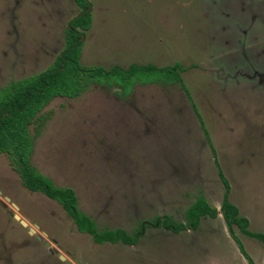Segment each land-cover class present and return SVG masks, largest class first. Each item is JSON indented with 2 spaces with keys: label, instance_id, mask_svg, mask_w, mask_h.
Returning <instances> with one entry per match:
<instances>
[{
  "label": "rangeland",
  "instance_id": "obj_1",
  "mask_svg": "<svg viewBox=\"0 0 264 264\" xmlns=\"http://www.w3.org/2000/svg\"><path fill=\"white\" fill-rule=\"evenodd\" d=\"M19 1L0 0V90L48 69L64 46V21L78 14L68 0L59 12L49 0ZM89 1L93 25L85 33L83 66L180 63L188 69L183 79L193 100L179 86L158 85H137L128 99L107 86H92L74 99L56 98L41 113L47 118L41 136L35 137L38 122L30 127L33 165L56 186L73 189L80 210L101 231L132 234L141 222L163 215L186 222L187 209L207 189L203 184L221 192L207 142L194 134L193 103L224 162L233 201L251 229L264 233V104L237 101L233 87L224 97L212 73L235 62L254 70L249 77H262L255 63L264 65V0ZM46 32L52 34L48 43ZM227 72L234 79L248 77L241 70ZM243 119H249L247 127ZM141 147L153 148V155ZM247 149L262 152L241 156ZM0 190V264H67L54 248L73 264H249L233 247L222 218L205 219L196 232L150 230L136 246L98 244L78 231L61 204L29 191L4 154ZM31 228L51 248L30 235ZM240 238L253 261L264 264V243Z\"/></svg>",
  "mask_w": 264,
  "mask_h": 264
},
{
  "label": "trees",
  "instance_id": "obj_2",
  "mask_svg": "<svg viewBox=\"0 0 264 264\" xmlns=\"http://www.w3.org/2000/svg\"><path fill=\"white\" fill-rule=\"evenodd\" d=\"M82 7V12L68 23L64 51L55 63L46 71L33 77L16 81L0 91V154L7 156L13 170L20 176L23 185L31 192L41 193L57 201L75 222L80 233L90 235L98 244H125L136 246L143 239L148 229H165L173 233L197 230L205 217L218 218L222 215L228 232L236 242L249 264H256L246 253L242 241L236 236L238 228L243 234L264 243V235L250 231V222L241 216L240 210L230 199V184L220 168L214 145L205 127L203 118L195 104L196 113L202 130L214 155L220 178L225 186V195L220 209L212 207L205 198L199 197L186 212V222L176 221L173 217H158L153 221L141 222L134 233L123 229L101 231L96 221L83 213L79 200L71 188H60L33 165L32 157L35 138L30 127H35V137L42 134L47 118L43 110L56 98H78L93 85L120 88L123 95L129 96L136 84L175 85L182 88L189 100L192 95L184 83L183 73L186 68L176 63L159 68L155 65H132L128 69L115 66L110 70L103 67H85L81 63L85 32L92 27L91 4L87 0H75Z\"/></svg>",
  "mask_w": 264,
  "mask_h": 264
},
{
  "label": "crops",
  "instance_id": "obj_3",
  "mask_svg": "<svg viewBox=\"0 0 264 264\" xmlns=\"http://www.w3.org/2000/svg\"><path fill=\"white\" fill-rule=\"evenodd\" d=\"M64 1H66V0H56V1H54V0H49V2L50 3H53L52 5H51V8L54 10V11H56V12H59V11H62V9H64V6H65V2ZM70 3H72L73 4V6L74 7H76V3H75V0H68ZM22 2V0H20L19 1V3H21ZM19 5V4H18ZM78 12V11H77ZM76 12V13H77ZM65 20V19H64ZM67 21V19L64 21V25H63V27L61 28V30H60V33H61V36H62V38L64 39V46L60 49V50H58V51H56L54 54H53V59H52V63H53V61L55 60V58H56V56L59 54V53H61L63 50H64V48H65V44H66V42H65V39H66V29H67V26H68V23L66 22ZM66 23H67V25H66ZM14 25H15V28H16V26H17V22L15 21L14 22ZM92 25H93V23H92ZM45 26V24L43 23V27ZM89 31V30H88ZM87 31V32H88ZM51 36H52V34H48L47 32L44 34V37H42V38H45V42L46 43H48V39H50L51 38ZM116 66H121V67H124V66H122V65H119V63H117V64H115ZM114 65V66H115ZM143 65V64H142ZM146 65H149V64H146ZM152 65H155V66H157V67H159V68H163V66H159L158 64H155V63H153ZM235 65H236V63L234 62V66L233 67H230V68H228L227 70H231V72H232V74H233V72H234V70H241V74L242 75H246V76H248L247 74H249V73H251V74H253L254 73V70H248L246 67H244V70H243V67H241L240 66V64H238L236 67H235ZM131 66V65H130ZM164 67H167V66H164ZM235 67V68H234ZM255 69L256 70H264V65H258L257 63H255ZM187 70L188 69H186V71L183 73V75L187 72ZM227 70H222L221 69V67H217L214 71L212 70V73H215L216 72V75H217V81H219V82H221L222 83V87H223V89H222V91H223V96L225 97V96H228V95H226L225 94V89H228V88H232L233 87V90L235 91H237V93L238 94H240V98H238V100L237 101H239L240 100V102L242 101L243 103H245V101H247V100H250L251 102V104H253L255 101H257V102H259V103H261L262 101L264 102V74L262 75V77H260V79H257V78H255V77H244V78H240V77H238V78H236V79H234L232 76H229V74H228V72H227ZM255 70V71H256ZM221 75H224V77L222 78V79H220L218 76H221ZM183 78H184V76H183ZM150 85H158V84H150ZM142 86H148V85H142ZM158 86H160V87H171V86H175V85H170V86H165V85H158ZM180 88V87H179ZM181 90H182V88H180ZM133 91V90H132ZM183 91V90H182ZM190 91V90H189ZM246 91H248V94L246 93ZM184 92V91H183ZM249 92H252V94H250ZM185 93V92H184ZM131 95V94H130ZM129 95V96H130ZM185 95H186V93H185ZM192 95V94H191ZM129 96H126V98L128 99V97ZM261 96L263 97V99L261 98ZM125 97V96H124ZM186 97H187V99H188V102L190 103V100H189V98H188V96L186 95ZM257 97H260V98H257ZM261 103L260 105H263L264 103ZM196 105V104H195ZM190 107L192 108V105L190 104ZM197 107V106H196ZM199 110V109H198ZM192 112L194 113V118H195V121L197 122V126H196V128H194V134H197L198 135V137H200L204 142L206 141L207 142V146H208V149H209V153H210V155H211V157L213 158V160H212V162H213V164H214V171L217 173V177L215 178L216 179V182H214V183H216V184H219L220 186H221V192L219 193V190L217 191V193H215V191L214 190H212L211 189V186L210 185H208L207 183L206 184H203V187H205L206 186V191L205 190H200V193H199V195L196 197V200L199 198V197H203V198H205L206 199V201L212 206V207H214V206H216L215 208H217V209H220L221 208V206H222V203H223V200H224V195H225V186H224V184H223V182H222V180H221V178H220V175H219V172H218V169H217V166H216V162H215V159H214V155H213V152H212V150H211V148H210V145H209V143H208V140H207V138H206V135H205V133H204V131L202 130V126H201V124H200V121H199V119H198V117H197V115H196V113L194 112V110H193V108H192ZM199 113H200V111H199ZM201 114V113H200ZM201 116H202V114H201ZM202 118H203V116H202ZM203 121H204V119H203ZM249 121V119H243L242 120V123L247 127V124L246 123H249L248 122ZM204 124H205V121H204ZM205 127H206V124H205ZM170 129H171V127H170ZM206 129H207V127H206ZM250 129V128H249ZM175 130H177V128H176V126L173 128V131H175ZM207 131H208V129H207ZM248 132V134L250 135V134H252V130H249V131H247ZM208 133H209V131H208ZM209 135H210V133H209ZM255 135V134H254ZM256 136H257V134H256ZM174 137L176 138V139H178L179 137H178V135L176 136V135H174ZM254 138H256V137H254ZM179 139H183V138H179ZM201 140V141H202ZM154 141V140H153ZM152 141V142H153ZM155 143V142H154ZM180 142H176V145H178ZM213 144V143H212ZM214 145V144H213ZM248 145H249V142H248ZM214 147H215V145H214ZM249 147V146H248ZM136 149V148H135ZM141 149H143V150H146L147 149V151L148 150H151L150 151V154H152L153 153V148H151V147H148V148H146V147H141ZM215 150H216V154H217V159H218V162H219V165H220V168L222 169V171H223V173H224V176L226 177V179L228 180V182H229V184H230V181H229V175H228V173L226 172V169H225V167H224V162L222 161V158L219 156V154H218V151H217V149H216V147H215ZM248 151H245L244 153H242V154H240L241 156H244V155H248V154H256V153H258V152H262V151H257V152H252V151H250V149H247ZM175 151H176V148H175ZM250 152V153H249ZM153 155V154H152ZM239 155V156H240ZM178 170H180V169H177V171ZM181 171H183V170H181ZM197 175H198V173H197ZM196 176V175H195ZM198 178H200V176L198 175ZM207 181V180H206ZM208 182V181H207ZM209 183V182H208ZM198 188L200 187H202V183L200 182L198 185ZM230 187H231V190H230V194H229V199H230V201L234 204V205H236L237 207H238V209L240 210V214H241V216H243V217H245V218H247L248 220H249V222H250V219L246 216V214H245V212L244 211H242L241 210V208L238 206V204L237 203H235L234 201H233V198H232V196H233V194H232V187L233 186H231V184H230ZM198 188H196V189H198ZM204 192L206 193L205 194V196L203 195L204 194ZM212 198V199H211ZM195 200V201H196ZM194 201V202H195ZM193 202V203H194ZM192 203V204H193ZM191 204V205H192ZM191 205L189 206V207H191ZM189 209V208H188ZM187 209V210H188ZM187 212V211H186ZM165 216H170V217H173V216H171V215H163V216H158V217H165ZM157 217V218H158ZM208 218H210V217H205V218H203L202 219V222H201V224H200V227L197 229V230H190V231H186V232H182V233H187V232H196V231H198L202 226H203V223H204V220L205 219H208ZM219 218H222L223 219V217H222V215H219L218 216V218H216V219H219ZM210 219H213V220H215L214 218H210ZM223 221H224V219H223ZM184 223V222H183ZM137 228H138V226H137ZM136 228V229H137ZM252 228V225H251V222H250V227H249V229H251ZM238 229V228H237ZM237 229H235V232H236V236L238 237V235H239V239L240 240H242L241 238H240V236L241 237H244L245 239L246 238H248V236H246L245 234H243L239 229H238V232H237ZM150 230H155V229H149L148 230V232L150 231ZM250 231H252V232H254V233H258V234H263L264 235V233H261V232H256V231H254L253 229H251ZM148 232H147V234H148ZM173 233V232H172ZM146 234V235H147ZM179 234H181V233H179ZM230 236V235H229ZM231 237V236H230ZM227 238H229L228 236H227ZM250 238V237H249ZM144 239V238H143ZM229 239H232V237L231 238H229ZM252 239H255V238H252ZM258 240V239H257ZM230 241V240H229ZM260 241V240H259ZM231 242V241H230ZM235 242V241H234ZM262 242V241H261ZM232 243V242H231ZM243 243V242H242ZM263 243V242H262ZM232 245H233V247H237L238 248V246H237V244L236 243H232ZM244 247H245V245H244ZM234 248V249H235ZM239 249V248H238ZM245 249H246V247H245ZM239 254L241 255V252H240V250H239Z\"/></svg>",
  "mask_w": 264,
  "mask_h": 264
},
{
  "label": "flooded vegetation",
  "instance_id": "obj_4",
  "mask_svg": "<svg viewBox=\"0 0 264 264\" xmlns=\"http://www.w3.org/2000/svg\"><path fill=\"white\" fill-rule=\"evenodd\" d=\"M87 1L90 3L89 0H87ZM75 3H76L77 11H78V12H77L78 14H77L76 16H78V15L82 12V7L79 6V4H78L76 1H75ZM90 4H91V3H90ZM17 5H18V4L16 3V6H17ZM90 11H91V13H92V5H91V10H90ZM76 16H74L72 19H74ZM72 19H71V20H72ZM71 20H70V21H71ZM92 22H93V21H92ZM67 27H68V26H67ZM90 29H91V28H90ZM90 29H89V30H90ZM86 32H87V31H86ZM86 32H85V33H86ZM83 38H84L83 40H85V37H83ZM63 51H64V50H63ZM63 51H62V52H63ZM82 51H83V49H82ZM62 52H61V53H62ZM61 53H59V54L56 56L55 60H54L53 63L51 64V66L55 63L57 57H58ZM81 55H82V54H81ZM132 65H135V64H132ZM132 65H131V66H132ZM138 65H142V64H138ZM51 66H50V67H51ZM115 66H116V65H115ZM115 66H112V67H110V68H106V67H103V66H93V67H103V68H105V69H107V70H110V69H112V68L115 67ZM131 66H129V67H131ZM50 67H49V68H50ZM119 67H121V66H119ZM129 67H126V68H125V67H121V68L128 69ZM49 68H48V69H49ZM46 70H47V69H46ZM46 70H45V71H46ZM42 72H44V71H42ZM42 72H40V73H42ZM40 73H38V74H40ZM38 74H35V75H38ZM35 75H32V76L26 77V78H24V79H27V78L33 77V76H35ZM24 79H21V80H24ZM21 80H20V81H21ZM18 81H19V80H18ZM15 82H16V81H15ZM13 83H14V82H13ZM11 84H12V83H11ZM11 84H9V85H11ZM9 85H8V86H9ZM137 85H141V84H136L135 86H137ZM93 86H96V85H93ZM135 86H134V87H135ZM6 87H7V86H6ZM6 87H4V88H6ZM134 87H133V89H134ZM4 88H2V89H4ZM115 88H116V87H115ZM2 89H1V90H2ZM117 89H120V88H117ZM1 90H0V91H1ZM120 90H121V89H120ZM121 93H122V95H123L122 90H121ZM124 96H125V95H124ZM1 192H2V191H1ZM2 194H3V192H2ZM2 194H1V195H2ZM9 215H10V214H9ZM11 215L14 216V217H12V218H14L16 221L20 222L19 220L16 219V217H15L16 215H14L13 213H11ZM20 224H21L22 228H28V227L23 226L21 222H20ZM31 229H32V228H31ZM31 229H29V233H30V235H32V236H36L37 240L40 241V242H42V243H44V245H45V241H46V240L41 241V240L39 239L40 234H37V232H36L35 234H32V233H31ZM150 229H153V228H150ZM158 229H159V228H158ZM35 230H36V229H35ZM148 230H149V229H148ZM164 230H165V229H164ZM147 232H148V231H147ZM41 236H43V235H41ZM43 237H44V236H43ZM141 240H142V239H141ZM141 240L139 241V243L141 242ZM139 243H138V244H139ZM138 244H137V245H138ZM45 247H46V248H51V247H47L46 245H45ZM53 252H54V249H53ZM54 254H56V253L54 252ZM56 255H59V254H56ZM66 263H67V262H66Z\"/></svg>",
  "mask_w": 264,
  "mask_h": 264
},
{
  "label": "water",
  "instance_id": "obj_5",
  "mask_svg": "<svg viewBox=\"0 0 264 264\" xmlns=\"http://www.w3.org/2000/svg\"><path fill=\"white\" fill-rule=\"evenodd\" d=\"M89 10H91V7H90ZM83 39H84V38H83ZM0 194H2L1 190H0ZM6 199H7L8 201H10L8 198H6ZM15 217H16L17 220H19V221L22 223L23 226L28 227V224H27L25 221L21 220L20 216L16 215ZM31 233H32V234H35V233H36V230L32 228V229H31ZM39 239H40L41 241H43V240H44V237L40 235V236H39ZM45 245H46L47 247H51V243L48 242V241H45ZM54 252H55L56 254H59V250H58V249H55V248H54ZM59 257H60V260H61V261H63V262H67V264H73L72 262L67 261V259H66V257H65L64 255H60V254H59Z\"/></svg>",
  "mask_w": 264,
  "mask_h": 264
}]
</instances>
